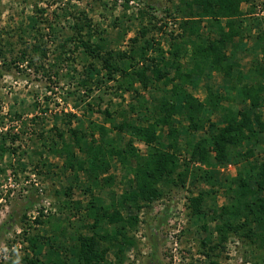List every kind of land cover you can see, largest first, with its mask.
I'll use <instances>...</instances> for the list:
<instances>
[{"label":"trees","instance_id":"16d2710c","mask_svg":"<svg viewBox=\"0 0 264 264\" xmlns=\"http://www.w3.org/2000/svg\"><path fill=\"white\" fill-rule=\"evenodd\" d=\"M175 1L176 31L166 33L165 24L157 26L149 16L126 50L106 48L103 30L84 40L92 24L83 12L73 16V50H82L89 69L98 67V90L113 83L109 96L117 102L109 100L102 109L96 104L95 110L86 106L101 116L100 123L54 126L48 141L40 135L46 152L62 158L60 170L69 174L59 193L66 196L67 219L72 217L65 227L50 224L57 231L52 237L23 231L30 252L44 249L45 264H104L111 251L114 264H121L135 243L131 233L139 210L160 199L168 185L187 180L209 186L186 204L188 218L200 223L199 247L207 264H220L214 252L231 236L264 249V16L254 17L253 0ZM158 31L156 39L152 33ZM31 48L46 56L38 45ZM254 52L261 59L253 57L242 69L240 59ZM214 74L220 77L216 86ZM87 82L82 80L84 89ZM198 87L202 99L194 94ZM135 142L144 146L143 154ZM15 152L0 145V159ZM115 163L118 180L110 173ZM226 163L233 172L218 177L217 167ZM116 185L122 188L119 195ZM74 189L87 198L85 205L71 199ZM216 195L223 198L221 205ZM40 217L35 225L45 223ZM57 240L66 243L63 255ZM37 261L26 257V264Z\"/></svg>","mask_w":264,"mask_h":264},{"label":"rangeland","instance_id":"374dc122","mask_svg":"<svg viewBox=\"0 0 264 264\" xmlns=\"http://www.w3.org/2000/svg\"><path fill=\"white\" fill-rule=\"evenodd\" d=\"M173 2L0 0V145L16 151L0 159V264H26V257H35L37 264H45L44 249L41 253L30 252L23 231L52 237L57 231H53L50 224L65 227V222L72 219L71 216L67 219L69 215L62 207L66 196L59 193L68 185L69 174L60 170L62 158L46 152L40 135L43 141H48L54 135V126L66 130L82 123L88 128L90 121L100 123L102 118L94 110L99 106L104 108L109 100L117 102L109 96V86L113 83L98 90L95 87L98 67L89 69V59L82 50H73L70 42L74 36L73 16L83 12L92 24L85 30L84 40H92V35L103 30L106 48L126 50L129 39L140 24H147L149 16L154 17L149 20L151 23L165 24L162 27L166 33L176 31L179 14ZM263 4L264 0H253L254 17L264 16ZM247 8V4L241 6L242 11ZM159 34V31L152 33L156 39L160 38ZM33 45L43 48L46 56L40 58L33 52ZM23 50H26L24 55ZM253 57L261 59L260 53L247 54L240 59L242 69L249 67ZM82 80L88 81L85 88L92 89L89 94L81 86ZM213 80L215 86L219 85L218 75L214 74ZM201 89L194 91L199 99L203 98ZM125 100L128 101L127 95ZM88 104L93 111L88 110ZM135 146L144 153L142 144L135 142ZM113 165L110 173L118 180L121 172L116 163ZM216 170L217 176L222 177L233 172L234 166L226 163ZM207 188L205 183L188 180L179 186L171 184L164 188L160 199L139 210L138 224L131 233L135 243L125 252L121 264H207L199 247L200 223L188 218L186 209L187 199ZM121 190V186L116 185L117 195ZM71 199L85 205L87 198L74 189ZM222 203L223 198L216 195V204ZM104 204L109 207L107 201ZM39 217L45 222L43 225L33 223ZM88 222L86 220L85 224ZM80 231L86 232L85 228ZM211 238L214 242L215 236ZM58 240L56 246L61 247L59 252L63 255L66 243L59 245ZM112 252L107 253L104 264L115 263ZM214 253L220 264H264L263 248L233 236L227 239L224 249H216Z\"/></svg>","mask_w":264,"mask_h":264}]
</instances>
